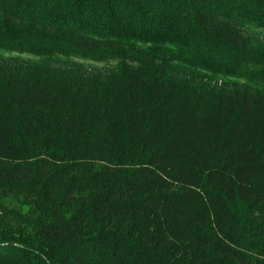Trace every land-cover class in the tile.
Here are the masks:
<instances>
[{
	"label": "trees",
	"instance_id": "16d2710c",
	"mask_svg": "<svg viewBox=\"0 0 264 264\" xmlns=\"http://www.w3.org/2000/svg\"><path fill=\"white\" fill-rule=\"evenodd\" d=\"M258 31L264 0H0V264H264Z\"/></svg>",
	"mask_w": 264,
	"mask_h": 264
},
{
	"label": "rangeland",
	"instance_id": "374dc122",
	"mask_svg": "<svg viewBox=\"0 0 264 264\" xmlns=\"http://www.w3.org/2000/svg\"><path fill=\"white\" fill-rule=\"evenodd\" d=\"M254 35H257L260 39L264 40V31H258ZM87 64L92 66V67H98V68L103 66L102 64H95V63H90V62Z\"/></svg>",
	"mask_w": 264,
	"mask_h": 264
}]
</instances>
